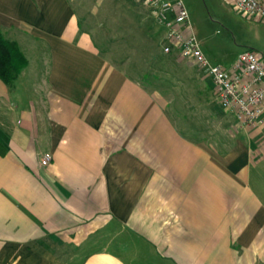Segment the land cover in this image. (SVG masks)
Here are the masks:
<instances>
[{"label":"crops","instance_id":"obj_1","mask_svg":"<svg viewBox=\"0 0 264 264\" xmlns=\"http://www.w3.org/2000/svg\"><path fill=\"white\" fill-rule=\"evenodd\" d=\"M0 34L28 60L0 80V264H264V126L210 78L183 113L110 62L73 0H0Z\"/></svg>","mask_w":264,"mask_h":264},{"label":"rangeland","instance_id":"obj_2","mask_svg":"<svg viewBox=\"0 0 264 264\" xmlns=\"http://www.w3.org/2000/svg\"><path fill=\"white\" fill-rule=\"evenodd\" d=\"M73 3L110 62L152 90H161L175 99L183 113L188 109L201 112V101L205 99L203 86L211 95L212 84L204 80L193 61L179 57L176 49L164 53L163 37L168 29L151 18L150 9L138 0H73ZM183 3L193 33L210 62L227 67L235 56L248 49L264 60L263 20L238 13L229 0H183ZM213 100L216 103L214 96Z\"/></svg>","mask_w":264,"mask_h":264},{"label":"built area","instance_id":"obj_3","mask_svg":"<svg viewBox=\"0 0 264 264\" xmlns=\"http://www.w3.org/2000/svg\"><path fill=\"white\" fill-rule=\"evenodd\" d=\"M150 9L159 24L166 26V47L169 54L176 49L184 58L193 61L211 79L221 108L232 115L242 128L264 126V60L254 50L240 53L233 66L225 69L212 64L195 37L189 13L183 0H138ZM240 14L264 21V0H229ZM51 161L42 160L43 166Z\"/></svg>","mask_w":264,"mask_h":264},{"label":"trees","instance_id":"obj_4","mask_svg":"<svg viewBox=\"0 0 264 264\" xmlns=\"http://www.w3.org/2000/svg\"><path fill=\"white\" fill-rule=\"evenodd\" d=\"M27 65L28 60L19 45L0 34V80L8 87H13ZM6 152L0 141V156Z\"/></svg>","mask_w":264,"mask_h":264}]
</instances>
